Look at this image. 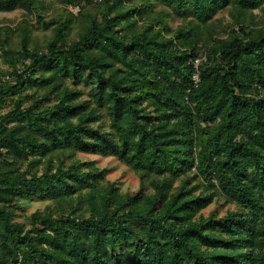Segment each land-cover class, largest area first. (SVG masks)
I'll return each instance as SVG.
<instances>
[{"label":"trees","instance_id":"1","mask_svg":"<svg viewBox=\"0 0 264 264\" xmlns=\"http://www.w3.org/2000/svg\"><path fill=\"white\" fill-rule=\"evenodd\" d=\"M16 9L0 264H264V0H0ZM76 153L118 159L139 189ZM30 199L52 206L16 220ZM219 199L235 209L205 215Z\"/></svg>","mask_w":264,"mask_h":264},{"label":"rangeland","instance_id":"2","mask_svg":"<svg viewBox=\"0 0 264 264\" xmlns=\"http://www.w3.org/2000/svg\"><path fill=\"white\" fill-rule=\"evenodd\" d=\"M57 7H63L62 3H58L54 1ZM66 7V6H65ZM158 8H162V6H157ZM166 10H169L166 8ZM254 13L260 17V10H254ZM220 18H224V21H229V17L227 11H221L218 15ZM24 17L23 9H16L13 11H0V25H10L14 26L20 19ZM171 26L175 27L180 23V20L177 18H172L170 20ZM0 68L6 69L7 66L3 63L2 58L0 57ZM80 88H83L81 85ZM83 91L87 93V90L83 88ZM84 95L83 97H85ZM30 105V102H28ZM75 157L77 160L81 161H94L95 165L98 168H101L105 174V178L109 182H114L122 192H134L140 187L139 177L136 172L127 167L125 164L120 162L118 159L114 157H103L94 154L87 153H76ZM67 162V161H66ZM26 166V165H25ZM24 166V167H25ZM41 168L38 171L40 174ZM52 206V203L47 200H39V199H30V200H22L20 201V207L15 210L14 218L18 221L27 223V219L32 212L37 210L42 211L47 207ZM227 209H235V205L230 203H225L223 199H219L218 203H212L205 210L204 214L206 215L211 210H216L219 216L223 215Z\"/></svg>","mask_w":264,"mask_h":264},{"label":"built area","instance_id":"3","mask_svg":"<svg viewBox=\"0 0 264 264\" xmlns=\"http://www.w3.org/2000/svg\"><path fill=\"white\" fill-rule=\"evenodd\" d=\"M96 1H100V0H96ZM68 9H69L72 13H74V14H76V13L79 11V7H78V6H68ZM204 60H205V57H202V58H200V59H196V60L194 61V66L197 68L198 65H199V63H200L201 61H204ZM5 78H9V77L6 76ZM193 80H194L195 84H197V82L199 81V78H198V74H197V73L194 74V76H193Z\"/></svg>","mask_w":264,"mask_h":264}]
</instances>
